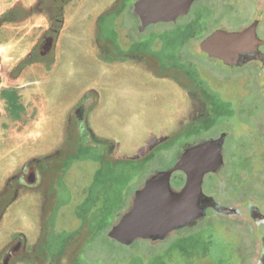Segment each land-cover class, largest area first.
I'll list each match as a JSON object with an SVG mask.
<instances>
[{
    "label": "rangeland",
    "instance_id": "obj_1",
    "mask_svg": "<svg viewBox=\"0 0 264 264\" xmlns=\"http://www.w3.org/2000/svg\"><path fill=\"white\" fill-rule=\"evenodd\" d=\"M14 1L0 0V18ZM211 1L215 24L232 29L256 9L248 0ZM133 2L71 0L61 6L63 28L56 66L29 79L35 113L30 130L20 140L8 134L0 144V186L10 168H19L26 158H46L39 165L41 182L16 190L7 212L10 218L0 234V250L17 230L24 235L26 247L46 251L43 258L51 264H256L259 247H250L256 235L248 230L253 225L245 219L246 209L237 222L208 212L162 241L137 239L125 246L108 236L150 177L171 169L183 147L219 127L179 130L180 108L187 102L184 80L161 81L140 58L156 49L158 41L169 39L173 46L157 60L175 70L176 53L187 49L176 46L178 26L158 24L138 34ZM167 30L172 37L162 36ZM259 33L264 39V0ZM19 36L0 35V88L9 85L6 74L25 51ZM196 61L208 69L209 86L243 110L237 126L244 124L253 134L242 140L230 166L219 172L231 175L224 197H218L221 188L213 174L205 177L203 192L234 209L241 204L231 197H246L264 213V79L261 88L252 68L225 72L207 61ZM87 91L86 115L76 124L71 108ZM236 140L234 136L232 142ZM180 178L181 173L173 174L172 188L180 185Z\"/></svg>",
    "mask_w": 264,
    "mask_h": 264
},
{
    "label": "flooded vegetation",
    "instance_id": "obj_2",
    "mask_svg": "<svg viewBox=\"0 0 264 264\" xmlns=\"http://www.w3.org/2000/svg\"><path fill=\"white\" fill-rule=\"evenodd\" d=\"M70 1L15 0L0 18V35L15 37V35L19 34L20 39H23L25 48L23 55L11 65L6 74V81L9 82V85L0 88V129H3V132L0 133V144L7 140L6 137L8 134L13 137V140H20L30 130L29 127L35 118V113L29 91L31 85L29 79L34 77L36 73H48L55 68L58 59L57 46L60 39L59 35L63 28L61 6ZM139 1L134 0L131 5V12L136 21L135 30L138 34L144 35L150 27L158 24L170 25L173 28L178 26L179 35H176L175 38L173 37L175 40L176 38L179 40L176 46L187 49L184 53H176L178 57L176 56L173 59L178 63V68L172 70L157 60L159 59V55L167 54V49L173 46L169 43V39L158 41L159 43L156 44L158 45L157 48L155 47L156 49L145 52V56L140 59L146 65L152 66L153 72L161 81L171 79L174 82H179L181 79L184 80L182 86H184L183 88L187 94V102L185 104L183 103L185 108H180V118L177 121V126L179 130L181 129V132L186 133L185 130L192 132L201 125L206 129L208 127L211 128V125L214 124L219 125V127L213 126L211 128L213 131L203 139L195 140L183 147L178 160L190 148L210 140L222 139V164L215 172L208 173L203 178L204 182L207 175H217L221 188L220 196L218 197L222 198L225 193L223 188L229 185L228 181L231 175L223 176L219 172L226 170L230 166L229 164L232 162L234 155H236V150L242 148V140H247L253 134L250 132L251 129L248 126L244 124L242 128L237 126V116L243 113V110L238 103L235 104L234 101H230L228 96L221 98L220 94L216 93L217 91L209 86L208 69H204L200 64L196 65V58L201 61H207L225 72L242 71L247 67L249 69L252 68L251 72L255 76V82L263 88L264 66H262V52L264 53V47L262 45L250 46L248 50L242 51L240 54L235 55V58H230L229 60L217 52L215 47L211 48L210 51L204 50V48L206 49L205 42L219 32L244 33L249 40H264L259 33L262 27V0H248L256 4V9L254 12H251L248 19L242 21L239 26L233 29L220 22L215 24L211 16L215 3L211 0H177L182 5L183 12L175 15L173 19L157 22H151L149 20V14L144 12L146 5L138 7L137 3ZM220 1L222 3L225 2L224 0ZM187 4L188 8L186 9ZM198 31H200L199 35H197ZM162 34H164L162 35L163 37L173 36L169 35L168 30L162 32ZM87 95H89L88 91L86 92V97L82 96L71 108V114L76 124L82 122L86 115L84 101L88 97ZM221 105L225 109L227 108L226 112L222 111ZM220 125H224L225 127ZM181 132L180 134H182ZM232 136H236V142H232ZM262 146L264 147V145ZM226 147L227 153L225 152ZM6 157L3 158L6 159ZM225 157L227 158V163H225ZM43 159L46 158L41 155L26 158L19 168H10L8 174L1 182L0 232L5 227V220L10 216L9 214L7 217V212L16 200V190L20 187H35L41 182L43 173L39 165L41 160L44 161ZM238 166L242 167L241 164ZM263 166L264 163H262V169L264 168ZM173 167L166 171H172ZM175 173H181L183 178L179 179L181 182L179 186L172 188L171 182L173 174ZM184 183L185 175L180 171H173L170 179V188L177 192L183 187ZM143 187L144 185L138 191L142 190ZM203 194L220 204V206L231 208L222 205L221 201L216 199V197L207 195L204 192ZM134 198L135 195L133 200ZM231 199L241 204V207L236 209V214H219L214 212L212 208H207L205 217L210 212L211 215L219 216L228 222H233L244 217L241 210L246 209L247 217L245 219L247 218L253 225L248 230L251 229L256 235L250 241V247L251 249L257 246L259 247V257L256 264H264V213H261L259 209L251 205L249 199L246 197H231ZM197 221L191 222L186 227H189ZM9 228L4 230H10ZM175 231L170 232L167 237ZM8 233L6 232L5 234ZM0 234L3 233L1 232ZM11 234L9 237L11 240H6V244L0 250V264H51L48 260H44L46 251L40 250V252H33L32 249L26 247V240L22 233L14 230ZM147 241L156 242V240Z\"/></svg>",
    "mask_w": 264,
    "mask_h": 264
},
{
    "label": "water",
    "instance_id": "obj_3",
    "mask_svg": "<svg viewBox=\"0 0 264 264\" xmlns=\"http://www.w3.org/2000/svg\"><path fill=\"white\" fill-rule=\"evenodd\" d=\"M137 5H146L144 12L149 14L151 22L170 20L183 12L177 0H140ZM259 45L264 47V40H249L244 33L219 32L205 42L204 50L210 51L215 47L229 60L250 46ZM222 141L210 140L190 148L182 154L172 171L158 172L150 177L143 189L136 192L130 210L111 227L109 238L125 246L137 239L162 241L170 232L205 217L207 208L219 214H236V209L220 206L202 191L204 176L215 172L222 164ZM173 171L185 175V183L177 192L170 188Z\"/></svg>",
    "mask_w": 264,
    "mask_h": 264
}]
</instances>
